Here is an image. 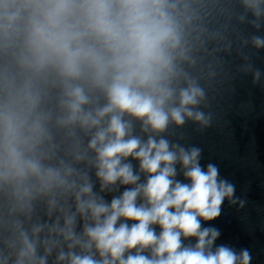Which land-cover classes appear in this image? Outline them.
Here are the masks:
<instances>
[{
    "label": "clouds",
    "instance_id": "clouds-1",
    "mask_svg": "<svg viewBox=\"0 0 264 264\" xmlns=\"http://www.w3.org/2000/svg\"><path fill=\"white\" fill-rule=\"evenodd\" d=\"M239 2V21L259 29L264 0ZM206 5L0 0V264H250L202 227L235 186L163 135L211 119L189 70L220 35Z\"/></svg>",
    "mask_w": 264,
    "mask_h": 264
}]
</instances>
